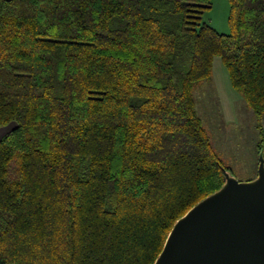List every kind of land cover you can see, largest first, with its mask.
Here are the masks:
<instances>
[{
    "label": "trees",
    "instance_id": "obj_1",
    "mask_svg": "<svg viewBox=\"0 0 264 264\" xmlns=\"http://www.w3.org/2000/svg\"><path fill=\"white\" fill-rule=\"evenodd\" d=\"M229 2L225 34L211 0H0V264H153L224 185L216 57L264 115V0Z\"/></svg>",
    "mask_w": 264,
    "mask_h": 264
},
{
    "label": "water",
    "instance_id": "obj_2",
    "mask_svg": "<svg viewBox=\"0 0 264 264\" xmlns=\"http://www.w3.org/2000/svg\"><path fill=\"white\" fill-rule=\"evenodd\" d=\"M225 183L173 225L153 264H264V154L257 177Z\"/></svg>",
    "mask_w": 264,
    "mask_h": 264
},
{
    "label": "rangeland",
    "instance_id": "obj_3",
    "mask_svg": "<svg viewBox=\"0 0 264 264\" xmlns=\"http://www.w3.org/2000/svg\"><path fill=\"white\" fill-rule=\"evenodd\" d=\"M229 0H211L204 9L202 21L219 33H230ZM196 111L211 137L225 169L240 181L257 177L259 154L263 151L264 115L258 118L236 91L220 58L214 59L212 75L202 81L195 91ZM15 127V123L0 127V137ZM263 144L262 146H260Z\"/></svg>",
    "mask_w": 264,
    "mask_h": 264
},
{
    "label": "crops",
    "instance_id": "obj_4",
    "mask_svg": "<svg viewBox=\"0 0 264 264\" xmlns=\"http://www.w3.org/2000/svg\"><path fill=\"white\" fill-rule=\"evenodd\" d=\"M10 130H11V129H10ZM10 130H9V131H10ZM9 131H7V132H9ZM7 132H6V133H7ZM6 133H2V136H3L4 134H6ZM2 136H1V137H2ZM1 137H0V138H1Z\"/></svg>",
    "mask_w": 264,
    "mask_h": 264
}]
</instances>
